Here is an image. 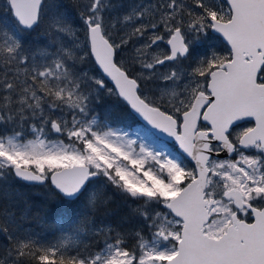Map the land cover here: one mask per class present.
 I'll use <instances>...</instances> for the list:
<instances>
[{"label": "snow or ice", "instance_id": "obj_1", "mask_svg": "<svg viewBox=\"0 0 264 264\" xmlns=\"http://www.w3.org/2000/svg\"><path fill=\"white\" fill-rule=\"evenodd\" d=\"M0 264H264V0H0Z\"/></svg>", "mask_w": 264, "mask_h": 264}, {"label": "trees", "instance_id": "obj_2", "mask_svg": "<svg viewBox=\"0 0 264 264\" xmlns=\"http://www.w3.org/2000/svg\"><path fill=\"white\" fill-rule=\"evenodd\" d=\"M34 227H37V226H34ZM37 230L41 232L42 235H47L49 238H51L52 234L56 231V226L53 224L50 218L47 224L38 226Z\"/></svg>", "mask_w": 264, "mask_h": 264}]
</instances>
